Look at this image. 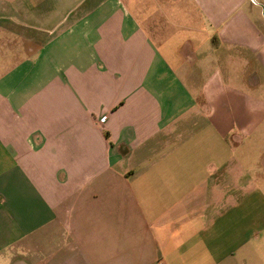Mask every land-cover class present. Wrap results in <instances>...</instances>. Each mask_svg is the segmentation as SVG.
I'll use <instances>...</instances> for the list:
<instances>
[{
    "label": "crops",
    "instance_id": "0c3cea01",
    "mask_svg": "<svg viewBox=\"0 0 264 264\" xmlns=\"http://www.w3.org/2000/svg\"><path fill=\"white\" fill-rule=\"evenodd\" d=\"M0 264H264V0H0Z\"/></svg>",
    "mask_w": 264,
    "mask_h": 264
},
{
    "label": "rangeland",
    "instance_id": "374dc122",
    "mask_svg": "<svg viewBox=\"0 0 264 264\" xmlns=\"http://www.w3.org/2000/svg\"><path fill=\"white\" fill-rule=\"evenodd\" d=\"M152 6H153V8H154V5H152ZM158 10H160V9H158ZM184 18H185V17L183 16L182 12H180V13H179V23H180L182 20H184ZM185 20H186V19H185ZM158 22H159V20H158ZM166 22H170V21H169L168 18L163 17V19L161 20V23L166 24ZM167 24H171V23H167ZM179 36H180V39L183 38L182 35L179 34Z\"/></svg>",
    "mask_w": 264,
    "mask_h": 264
},
{
    "label": "built area",
    "instance_id": "2783aa9c",
    "mask_svg": "<svg viewBox=\"0 0 264 264\" xmlns=\"http://www.w3.org/2000/svg\"><path fill=\"white\" fill-rule=\"evenodd\" d=\"M106 117H103V120H105Z\"/></svg>",
    "mask_w": 264,
    "mask_h": 264
}]
</instances>
